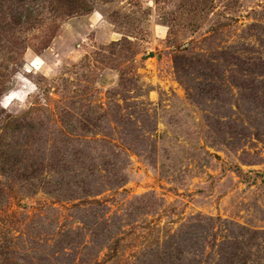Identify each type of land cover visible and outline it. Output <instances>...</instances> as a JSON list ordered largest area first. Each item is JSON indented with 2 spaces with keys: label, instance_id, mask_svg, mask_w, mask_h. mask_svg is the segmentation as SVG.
<instances>
[{
  "label": "rangeland",
  "instance_id": "1",
  "mask_svg": "<svg viewBox=\"0 0 264 264\" xmlns=\"http://www.w3.org/2000/svg\"><path fill=\"white\" fill-rule=\"evenodd\" d=\"M0 264H264V0H0Z\"/></svg>",
  "mask_w": 264,
  "mask_h": 264
},
{
  "label": "clouds",
  "instance_id": "2",
  "mask_svg": "<svg viewBox=\"0 0 264 264\" xmlns=\"http://www.w3.org/2000/svg\"><path fill=\"white\" fill-rule=\"evenodd\" d=\"M23 59L25 63L22 68L17 70L11 77V80L15 82V87L0 95V108L8 109L13 101H18V106L22 107L30 94L38 93L37 84L30 80L25 73H38L47 78H51L56 74L54 71L56 65H48L44 59L34 55L31 50H26Z\"/></svg>",
  "mask_w": 264,
  "mask_h": 264
}]
</instances>
